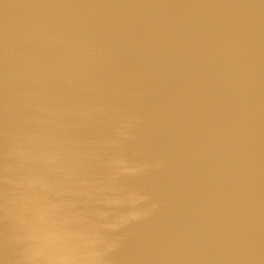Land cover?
Wrapping results in <instances>:
<instances>
[{"label": "water", "instance_id": "1", "mask_svg": "<svg viewBox=\"0 0 264 264\" xmlns=\"http://www.w3.org/2000/svg\"><path fill=\"white\" fill-rule=\"evenodd\" d=\"M0 264H264V0H0Z\"/></svg>", "mask_w": 264, "mask_h": 264}]
</instances>
